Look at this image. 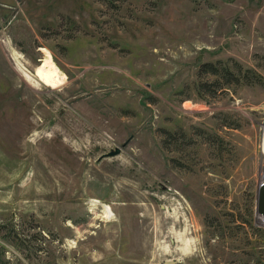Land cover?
<instances>
[{
	"label": "rangeland",
	"instance_id": "obj_1",
	"mask_svg": "<svg viewBox=\"0 0 264 264\" xmlns=\"http://www.w3.org/2000/svg\"><path fill=\"white\" fill-rule=\"evenodd\" d=\"M115 2L0 0V264H264V0Z\"/></svg>",
	"mask_w": 264,
	"mask_h": 264
},
{
	"label": "trees",
	"instance_id": "obj_2",
	"mask_svg": "<svg viewBox=\"0 0 264 264\" xmlns=\"http://www.w3.org/2000/svg\"><path fill=\"white\" fill-rule=\"evenodd\" d=\"M115 1L106 0L107 3L118 7L119 4ZM197 76L195 88L200 95H214L218 90H224L229 84L253 83L259 82L261 79V76L254 69L244 67L239 61L220 58L214 61L200 62L197 68Z\"/></svg>",
	"mask_w": 264,
	"mask_h": 264
},
{
	"label": "water",
	"instance_id": "obj_3",
	"mask_svg": "<svg viewBox=\"0 0 264 264\" xmlns=\"http://www.w3.org/2000/svg\"><path fill=\"white\" fill-rule=\"evenodd\" d=\"M120 147H116L108 152L104 153V156H112L119 153ZM255 213L264 216V170L257 182L256 188V202H255ZM264 218V217H263Z\"/></svg>",
	"mask_w": 264,
	"mask_h": 264
},
{
	"label": "bare ground",
	"instance_id": "obj_4",
	"mask_svg": "<svg viewBox=\"0 0 264 264\" xmlns=\"http://www.w3.org/2000/svg\"><path fill=\"white\" fill-rule=\"evenodd\" d=\"M15 55H16L15 57L17 58V63L19 64V67L23 69V73L34 79V75H32V73L23 65L22 61L20 60L22 56L18 53H15ZM105 214L106 215L104 217L109 218L112 213L111 211L107 210ZM261 217L263 219L264 216L262 215Z\"/></svg>",
	"mask_w": 264,
	"mask_h": 264
}]
</instances>
